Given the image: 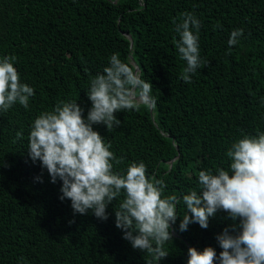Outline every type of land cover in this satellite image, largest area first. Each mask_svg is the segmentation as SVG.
I'll use <instances>...</instances> for the list:
<instances>
[{"label": "trees", "instance_id": "1", "mask_svg": "<svg viewBox=\"0 0 264 264\" xmlns=\"http://www.w3.org/2000/svg\"><path fill=\"white\" fill-rule=\"evenodd\" d=\"M184 12L201 22L200 58L208 62L191 83L181 79L187 62L173 43L179 40L173 20ZM235 29H243V36L228 55ZM117 53L152 88L134 96L135 108L115 113L119 127L94 130L123 159L119 165L113 161L115 172L124 174L131 162L143 161L148 175L167 185L164 195L181 201L170 229L173 240L164 245L169 256L159 264H187L190 247H212L217 256L222 251L216 236L231 230L228 214L218 211L207 229L192 223L181 232L187 213L182 196L200 191L201 170L231 174L226 152L232 144L264 132V0H0V58L15 56L21 82L35 90L28 109L17 102L0 112V264L152 259L115 227L113 209L123 195L108 206L107 221L91 210L74 215L71 201L59 199L62 181L51 183L27 153L34 120L58 102L76 101L86 117L90 78L103 74Z\"/></svg>", "mask_w": 264, "mask_h": 264}, {"label": "clouds", "instance_id": "2", "mask_svg": "<svg viewBox=\"0 0 264 264\" xmlns=\"http://www.w3.org/2000/svg\"><path fill=\"white\" fill-rule=\"evenodd\" d=\"M179 20V22H177ZM179 40L173 41L182 60L187 62L181 79L191 83L196 70L207 66L200 58L199 31L201 22L192 13H181L173 20ZM219 27V25H217ZM243 29H235L228 39L229 51L239 43ZM15 56L0 58V112H8L17 102L25 109L33 87L21 82L14 67ZM103 74L90 78L87 98L91 107L85 110L76 101H60L51 111L42 112L35 120L28 138V156L39 161L55 184L62 181L59 199L71 201L73 214L85 215L89 210L101 221H107V208L123 195L114 210L115 227L134 250L147 253L148 264H159L169 256L164 245L173 240L170 229L177 221L176 195L165 196V182L150 177L143 161L131 162L126 173L115 172L114 163L122 164L111 143L105 142L94 126L103 125L107 132L119 127L115 113L131 110L137 105L134 96L150 93L152 84L140 78L129 64L113 54ZM264 102V101H262ZM22 138V132L16 133ZM15 142V141H13ZM230 172L216 169L198 173L200 191L193 189L182 196L187 208L179 224L181 232L192 223L202 229L218 211L233 221L216 236L222 251L219 256L212 247L198 251L188 249L187 264H264V132L245 135L226 152ZM39 182H43L37 177ZM238 221V223H237ZM69 223H74L70 221Z\"/></svg>", "mask_w": 264, "mask_h": 264}, {"label": "water", "instance_id": "3", "mask_svg": "<svg viewBox=\"0 0 264 264\" xmlns=\"http://www.w3.org/2000/svg\"><path fill=\"white\" fill-rule=\"evenodd\" d=\"M128 39L132 42V39L129 35H127ZM132 63L134 64V62L132 61ZM135 71H138V67L135 65Z\"/></svg>", "mask_w": 264, "mask_h": 264}, {"label": "rangeland", "instance_id": "4", "mask_svg": "<svg viewBox=\"0 0 264 264\" xmlns=\"http://www.w3.org/2000/svg\"><path fill=\"white\" fill-rule=\"evenodd\" d=\"M137 100L140 102V101H142L143 99H137ZM137 100H136V101H137Z\"/></svg>", "mask_w": 264, "mask_h": 264}]
</instances>
